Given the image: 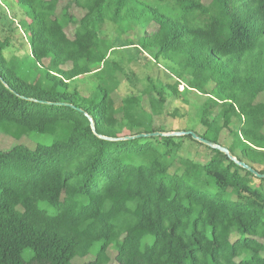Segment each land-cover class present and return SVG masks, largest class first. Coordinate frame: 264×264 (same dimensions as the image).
Wrapping results in <instances>:
<instances>
[{
	"label": "trees",
	"instance_id": "1",
	"mask_svg": "<svg viewBox=\"0 0 264 264\" xmlns=\"http://www.w3.org/2000/svg\"><path fill=\"white\" fill-rule=\"evenodd\" d=\"M14 1L28 48L0 40V134L35 147L0 149V264H264V178L191 136L126 139L170 134L155 119L173 98L196 116L184 131L264 175V0ZM120 47L134 56L109 62ZM149 57L175 82L117 101Z\"/></svg>",
	"mask_w": 264,
	"mask_h": 264
},
{
	"label": "rangeland",
	"instance_id": "2",
	"mask_svg": "<svg viewBox=\"0 0 264 264\" xmlns=\"http://www.w3.org/2000/svg\"><path fill=\"white\" fill-rule=\"evenodd\" d=\"M205 4H208L211 0H203ZM67 0L62 2L60 8L65 5ZM71 13L75 15L77 18H81L84 15V11L76 8H72ZM21 18V10L15 4L14 0H0V40L10 39L12 43L11 48L8 49L13 53H19V56L23 57L27 53L26 48L28 45L25 39H20L22 36V31L16 28L18 26L19 20ZM148 30L151 32L154 27H148ZM74 27H70L67 30V34L70 38H73ZM142 33L140 31H135L133 33H129L128 35L123 36V40H137ZM117 37L116 30L114 26L110 24H106L102 27V38L105 40H114ZM19 38V39H18ZM119 46V44H117ZM22 51V52H21ZM134 56L133 49H127L120 47L119 49L113 51L109 56V62H128L127 59L129 57ZM32 60L29 59L26 62V66L31 67ZM169 64L165 61H161L157 64L153 59L146 58L141 60H135L132 64H127L123 76L117 74V77L122 80L120 88L117 94H114V97L118 101L119 98L126 97L129 95H138L140 93H144L145 88L148 85V81L151 80L154 84L160 89L165 88L168 84H173L175 82V78L173 73L170 71ZM97 80L93 76H87L79 79L77 81V85L81 91H83L84 95L91 94L96 85ZM185 84L181 83L180 91H184ZM166 94L169 95V91H166ZM260 101H264V96L260 97ZM171 104L168 108V112L164 115L158 116L155 119V125L162 127L166 132L174 133L184 131L185 128L193 127L196 124V116L193 111L189 112V116H176L174 117L172 114L175 110L178 111V115H184L189 110L187 106H185L182 101L170 98ZM193 120V121H192ZM17 144H24L28 147L34 148L35 144L30 142L27 139H22L20 142H15L9 137L0 134V149L1 150H10ZM186 147L192 157L197 159L206 160L208 159V152L201 147L191 145L189 143L186 144ZM112 257V263L116 264L114 261V253L110 252ZM92 258H87L84 260H75V263L82 264L85 263Z\"/></svg>",
	"mask_w": 264,
	"mask_h": 264
},
{
	"label": "water",
	"instance_id": "3",
	"mask_svg": "<svg viewBox=\"0 0 264 264\" xmlns=\"http://www.w3.org/2000/svg\"><path fill=\"white\" fill-rule=\"evenodd\" d=\"M81 111V110H80ZM90 122L92 124V119H90ZM93 125V124H92ZM184 136H191L193 140L203 144L204 146H207L211 149L214 150H218L221 153L225 154L230 160H232L233 162H235L238 166L242 167L243 169L249 171L250 173H252L254 176H256L257 178H264V175H260L258 172H256L255 170H253L251 167H249L248 165H246L243 162H239L235 157H233L229 150L218 145L215 144L213 142H210L202 137H199L196 133L192 132V131H181V132H174V133H170V134H164V133H154V134H141L135 137H130V138H126V139H136V138H150V137H184Z\"/></svg>",
	"mask_w": 264,
	"mask_h": 264
}]
</instances>
